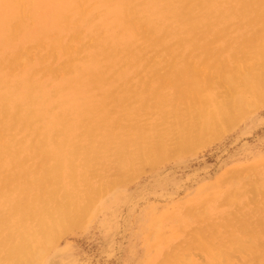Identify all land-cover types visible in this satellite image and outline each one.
Returning a JSON list of instances; mask_svg holds the SVG:
<instances>
[{"label":"rangeland","instance_id":"1","mask_svg":"<svg viewBox=\"0 0 264 264\" xmlns=\"http://www.w3.org/2000/svg\"><path fill=\"white\" fill-rule=\"evenodd\" d=\"M148 2L12 0L0 81L17 99L0 111V192L56 166L53 141L42 148L52 126L82 154L58 171L72 230L40 263L264 264V0H188L181 21L185 6ZM241 66L253 91L239 84L246 104L224 114V74ZM25 150L37 154L22 168Z\"/></svg>","mask_w":264,"mask_h":264},{"label":"bare ground","instance_id":"2","mask_svg":"<svg viewBox=\"0 0 264 264\" xmlns=\"http://www.w3.org/2000/svg\"><path fill=\"white\" fill-rule=\"evenodd\" d=\"M199 1L201 7L202 6L213 7L216 4H218L219 0H199ZM188 3H189L188 0H179L178 3L175 2V0L174 1L149 0L148 2L149 6H152L154 8H159L160 6L164 5L162 11L171 10V9L174 11V9H178L179 4H181V6H185V8L184 7L180 8V16L177 17L178 21H181V18L186 17L185 11L187 10L186 5ZM13 9L14 8L12 6V0H0V48L2 49H7L9 47H12L16 42V39L15 40L11 39V35H13V33H11L12 29L9 26L8 21L4 19L5 16H8L13 13ZM55 23L56 21H53V24ZM58 26H60L59 23L55 25V27ZM262 66L264 67V64ZM228 70L224 74V78L222 80L224 83L222 84L223 85L225 84L230 88H233V91L232 93H230L231 94L230 101L226 109L223 111L224 114H232L234 111L237 110L239 106L246 104V100H244L242 96L236 91L237 86L239 84L243 86V89L247 91L248 90L253 91V88L248 85L249 84L248 79L246 80L245 79L246 77L242 78V76H245V72H246V69H244L243 66H241L236 70H229V71ZM198 75L194 74L190 78L191 81L189 86V92L191 93V95H193V97H196L197 94H201L200 89L204 83V79L200 75L199 76ZM247 78L249 77L247 76ZM6 88H8V84H6V82L4 81H0V111L9 109L13 105V103L16 102L15 100L17 99V97L13 95L10 90L9 92H7V90L2 92V90ZM29 100L33 101V103L34 102L38 103L39 101H41L40 98L37 96V94L36 93L34 94V92L31 93ZM20 116H21V120L28 118V121L26 122L27 126H29L31 124L30 122L34 120L32 116L31 118H29L26 115V113L23 112L21 113ZM219 116L221 117V112L217 114V116H212L209 119L210 121L209 125L217 123ZM89 117L92 123H94L100 119V113L95 112V114ZM15 119L16 118H11L9 120L10 124L8 123V125L11 126L12 121L17 122L15 121ZM233 127L235 126L233 125ZM52 130H53L52 126L48 127L46 137L41 135L43 137L42 148L48 149L51 145V141H53L54 149L51 150L49 154L53 159V161L56 162L55 164L56 166L52 169L44 171V175L42 179L38 182L32 183L30 185H25L23 187L18 185L16 187H12L11 189H7V190L2 189L0 192V264H42L40 262L42 260V256H44L43 255L44 247L47 246L48 244L49 245L53 244L63 235L67 234L72 230L71 221L73 217H72L71 208H68L65 205H61V204L59 205L60 200L68 199L67 198L68 196L64 195L63 193H61L60 190H58L60 185L59 184L60 174L58 173V171L60 167V162L64 160L67 154L68 155H70L71 153L82 154V150L77 149V150H72L71 152H67V143H65V141L61 137L62 135L61 134L55 135L54 130L53 131ZM192 140H193L192 135L189 134V136L187 135L183 139V143L191 142ZM35 154H37V151L35 150H25L24 152H20L16 156L15 161L16 162L18 161V163L22 166V168H24L27 163L26 161L31 160L33 158V155ZM50 183L52 187L53 186L55 187V190L52 192L46 191ZM40 190L42 191V193L38 194L39 193L38 191ZM86 217H88V215ZM2 236H4L5 238L4 239L1 238Z\"/></svg>","mask_w":264,"mask_h":264}]
</instances>
